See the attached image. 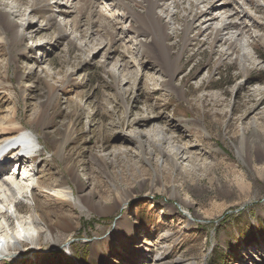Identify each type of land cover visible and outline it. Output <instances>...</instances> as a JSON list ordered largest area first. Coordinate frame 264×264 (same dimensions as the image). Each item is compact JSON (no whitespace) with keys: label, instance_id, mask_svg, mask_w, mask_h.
Instances as JSON below:
<instances>
[{"label":"rangeland","instance_id":"rangeland-1","mask_svg":"<svg viewBox=\"0 0 264 264\" xmlns=\"http://www.w3.org/2000/svg\"><path fill=\"white\" fill-rule=\"evenodd\" d=\"M155 1L168 39L146 0H0V128L40 139L1 167L92 200L15 193L0 264H264V0Z\"/></svg>","mask_w":264,"mask_h":264},{"label":"bare ground","instance_id":"bare-ground-1","mask_svg":"<svg viewBox=\"0 0 264 264\" xmlns=\"http://www.w3.org/2000/svg\"><path fill=\"white\" fill-rule=\"evenodd\" d=\"M150 7H149V14L151 15L153 22L150 24V21L148 20L147 22V28L145 29V33H149L148 35H156V30H159V33L162 34L161 38L162 39H168V35L166 32V25L161 23L160 18L156 19V15L153 13L154 9L157 7L158 3L155 0H146ZM38 5V4H36ZM33 6V5H32ZM14 9V8H13ZM12 11V10H11ZM0 15L5 18L8 22H11V12L10 10L8 11L3 10L0 11ZM26 19V18H25ZM2 20H0L1 22ZM233 22L235 20H232ZM223 22V21H222ZM235 24V25H234ZM236 21L235 23L232 24V26H236ZM224 26H221L220 29H218L215 33L214 40L217 41L219 38L220 32L224 31L226 27L225 23H223ZM240 25V24H238ZM15 26V24H12V27ZM24 26H21V28H18V33L20 35L22 29ZM224 28V29H223ZM149 31V32H148ZM238 36L241 35L244 36V31L242 27L238 26ZM144 33V34H145ZM143 35V33H142ZM189 41V39H188ZM187 41V42H188ZM160 44L164 45L163 42ZM187 45V44H186ZM185 45V46H186ZM238 44L235 43V41H231L229 45V49L235 51L236 47ZM145 47H148V44H144ZM162 56L164 54L168 55L167 47L165 46L164 51L161 50ZM180 56V55H179ZM239 57H241L239 55ZM243 58V57H242ZM178 62V59H176L175 62H173L172 66H176V63ZM177 68V66H176ZM175 68V69H176ZM5 126H2L0 128L1 130V135H0V164L1 161H8L12 160L13 166H18V169L20 168V163L24 159V152L27 154H34V151L36 150L37 147L40 146V139L37 137L38 135L35 134V131L32 130L31 128L26 127L25 125L16 122L15 118L9 120ZM17 146V147H16ZM15 149L12 151V155L4 154L5 150H11ZM9 164V163H8ZM11 164V163H10ZM6 168L1 167L0 168V220H4L5 224L3 227L0 226V256H3L4 253H8L10 251L16 250L14 249L15 246H17L20 242V237L22 238V235L26 236L24 239L30 241L33 243V240L37 242V239L32 236L31 232L25 231V233H20L19 231L15 233L14 236H9L10 229L8 227L9 221H10V215L4 208L5 204L8 202L9 203V198L11 196H14L15 193L17 192H22L25 189V194H29L31 198L34 200H37V196H41L44 198V200H47V198H52V199H57L59 201H66L74 205V207H78V204H81V197L82 199L86 200L89 204H91L92 200L89 199L88 196L86 195H81V197H75L74 191L72 187L65 181L63 180H53V181H48L45 182V180L42 177H38L37 174L34 172H26V175H23L22 177L19 178L16 177L14 173H11L9 176L8 174L6 175ZM20 171V169H19ZM18 175V174H17ZM81 191L83 189L81 188ZM89 196L91 195V192L88 194ZM38 203V202H37ZM36 203V204H37ZM39 204V203H38ZM38 206L35 205L34 210H36V213L38 212L37 210ZM38 220L33 221L31 220V226L37 225L38 222L42 223L43 228V233H46V236L51 239L54 244H57L56 240H53V234L55 232V227L54 226H64V221L62 220L61 217H58L56 222L54 224L48 223L44 220L43 215L37 213ZM48 221V220H47ZM117 228L116 232L114 233H119L120 235L125 234L126 231L129 228V225L121 221L120 223H117ZM35 233V232H34ZM37 233V232H36ZM42 233V232H41ZM42 233V234H43ZM114 234L111 233V237ZM110 241V237L106 239V243ZM116 246L120 248V243L115 242L114 243ZM113 244V245H114ZM113 247V246H112ZM155 259H157V262L160 264L164 263V256L163 255H155ZM193 264V263H192Z\"/></svg>","mask_w":264,"mask_h":264}]
</instances>
